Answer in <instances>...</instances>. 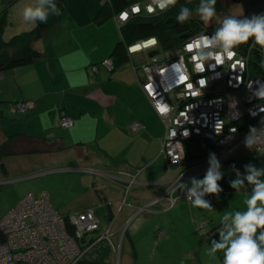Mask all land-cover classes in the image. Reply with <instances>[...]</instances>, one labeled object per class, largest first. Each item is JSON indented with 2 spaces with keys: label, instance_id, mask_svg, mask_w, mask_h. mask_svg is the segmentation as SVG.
Instances as JSON below:
<instances>
[{
  "label": "crops",
  "instance_id": "crops-1",
  "mask_svg": "<svg viewBox=\"0 0 264 264\" xmlns=\"http://www.w3.org/2000/svg\"><path fill=\"white\" fill-rule=\"evenodd\" d=\"M31 2L32 0H0V22L5 21L3 39H10L11 36L34 27L22 15L24 5ZM69 3L77 7L78 11L72 13ZM63 4L59 20L45 29L34 42V47L42 55L29 64L0 72V143L12 134L24 135L22 140L15 143L14 153H8L0 159V178H8L15 171L12 179H26L30 175L16 176V170L25 172L38 165L52 164L53 161L64 164L46 166L48 170L41 173L54 170L75 172L83 174L82 179L85 174L104 176L108 178V184L116 186L117 190L108 187V225L115 222L111 237L125 234L132 241V235L138 230L129 231V227L138 225V219L134 216L139 212L136 210L133 213V208H139L156 195L162 194L165 186L163 183L172 178L179 167L169 170L162 156V164L157 163L150 170L142 169L143 167L133 169L138 164L137 159L132 160L135 156L125 152L127 140L122 141L127 137V131L134 135L133 140L128 139L133 145L139 139L144 141L140 146L148 153L139 159L140 164L147 163L144 168L161 157V139L164 135V125L140 86L144 80L140 65L145 58L141 62L140 57L135 60L136 52L129 54L128 61L113 69L106 66L102 61L110 58L115 43L120 39V30L113 17H107L100 23L94 21L103 0H64ZM27 100L32 104L25 111L17 110L16 102ZM61 115L68 116L73 124L68 128L61 127L58 124ZM136 121L140 123V127L135 131L129 129V125ZM108 126L115 134L122 135V138L110 141ZM18 128L22 131H17ZM187 140L184 141L186 156L194 154L189 153ZM112 142L119 143L116 145L117 150H113L115 146ZM49 145L53 149L48 150ZM46 148V151L42 150ZM210 149L204 152L203 160ZM66 150L71 151L66 156H60L59 153ZM218 151L220 150L212 152ZM117 152L122 157L117 156ZM18 155L25 158H14ZM232 159L243 172L242 166L248 161H253L258 166L264 163V152L234 153ZM122 160L126 161L125 165ZM186 160L189 167H200L199 161ZM222 167L224 171L228 168ZM229 171L218 181L223 186L219 196H209L214 207L211 211L194 208L190 201L184 199H178L171 206L166 205L164 199L153 204V209L158 211L156 213L167 215L155 221L154 243L169 235L170 230L178 224L180 218L168 215L174 214L179 208L184 214L182 220L201 238L196 251L198 256L201 245L210 244L207 240L210 238L208 232L216 226L225 209L229 206L246 207L244 198L250 189L236 192L228 182L235 173L231 168ZM133 172H136V177L132 185L136 184L137 190L132 193L130 202L124 200L127 207L118 206L121 199L120 187H125V181ZM112 204L119 208L116 216H113ZM131 217L133 219L128 229L125 233L121 232L122 225ZM110 244L114 250L112 240ZM126 257L130 259L129 254ZM203 261L205 263H199L206 264Z\"/></svg>",
  "mask_w": 264,
  "mask_h": 264
},
{
  "label": "built area",
  "instance_id": "built-area-1",
  "mask_svg": "<svg viewBox=\"0 0 264 264\" xmlns=\"http://www.w3.org/2000/svg\"><path fill=\"white\" fill-rule=\"evenodd\" d=\"M152 3L153 0L134 2L120 10L114 18L117 26L132 14L143 11L153 13L147 10V6ZM137 6L139 11H134ZM121 13H127L126 18H122ZM200 33L185 40L173 55H166L163 60L152 55L140 65L144 72L141 89L165 125L160 154L167 164L184 163L185 140L197 136L230 147L238 139L235 144L237 147L244 145L250 127L255 130L256 144L253 149H247L264 152V112L259 110L260 106H264V100L251 96L247 87L249 81L264 77L250 74L248 51L242 53L237 50L235 57L225 58L222 64L209 61L205 62L203 71L196 69L192 55L184 45ZM153 37L129 44L127 53L153 50L157 47L156 37V42L152 43ZM137 44L141 46L138 50L129 51L130 47ZM262 55L264 57V50ZM240 59L245 60L243 67L237 62ZM102 62L112 67L111 57ZM201 79L206 81L204 85L200 84ZM29 105L24 101L16 106L22 112ZM253 110L255 115L252 114ZM244 116L259 119L248 121L241 127ZM58 124L68 128L73 121L61 115ZM217 124H221V127L216 128ZM139 127L137 121L129 125L133 131ZM235 149L230 147L231 156ZM229 163L233 172L239 168L233 161ZM200 174L202 172L193 175ZM172 195L170 198L174 197ZM175 200L174 197L172 201ZM110 236L108 226L100 227L91 208L61 214L51 205L45 191L40 194L28 191L11 209L0 215V264H77L90 246L99 240L110 242Z\"/></svg>",
  "mask_w": 264,
  "mask_h": 264
},
{
  "label": "rangeland",
  "instance_id": "rangeland-1",
  "mask_svg": "<svg viewBox=\"0 0 264 264\" xmlns=\"http://www.w3.org/2000/svg\"><path fill=\"white\" fill-rule=\"evenodd\" d=\"M142 1L146 2L148 0H142ZM68 7L71 8L70 11L72 13L73 11L77 10V7L71 6V3L68 4ZM226 14L242 16L243 7H242L240 0L236 2L234 5H232L227 11L216 15L211 21L205 22V23L207 26L211 25L212 28L210 30L214 31L213 29H215L219 25L223 16ZM190 37L184 38L183 42ZM183 42L178 47H181ZM157 44H158V40H157ZM155 49L156 48H154L153 50ZM176 49L177 47L169 49L166 52H157V53H154L153 55H156L157 58L161 60L166 55H173ZM150 51L152 50L147 49L145 50V52H137L134 55L135 60L139 59L140 57V62H141L144 58L150 57L149 56ZM27 102L30 103V105L32 104L29 100H27ZM17 103L19 104L21 103V101L16 102V105ZM258 119L259 117L249 119L246 116H244V118L241 119L242 125L240 126L242 127L248 121L255 122ZM19 126H23V125H19ZM17 131H22V130L21 128H18ZM108 132L110 135L109 136L110 141L117 140V138H120V139L122 138V135L119 136L115 134L116 133L115 131L110 130L109 126H108ZM164 132H165V125H164ZM127 134H128L127 137L122 139V141L127 140L126 142L127 148L125 152L129 153L132 156H135V158H132V160L136 161L137 159L138 164H136V166H134L135 168L133 169L136 170L140 167H143L142 169L150 170L154 168L155 164L157 163L162 164L163 155H160L161 157L158 158L157 162L150 163L148 164L147 167L144 168V166L147 163L146 164L139 163V159H142L143 156L147 155L148 153L147 150L146 152H144L145 150L142 148V146H140L144 143V141L143 139H139L136 143H134L135 145H133L132 142H128V139L133 140L134 135L129 130L127 131ZM203 140H205L206 142H203ZM237 141L238 139H236L233 142V144L230 145V147L236 148L235 150H233L235 151V153L240 154L244 152H252L251 150L247 149L245 145H239L235 147V144ZM118 144L119 143L116 144L115 142H112V145L115 146L113 150L114 149L117 150L116 145ZM186 145H187L189 153L190 154L194 153L192 154L194 156L195 155L203 156L204 152L208 151L210 148H212L210 149V152H212L213 150L214 151L220 150L215 153L217 154L218 158L222 162V165L228 166V168L225 171L224 170L223 171L225 174L227 172H230L229 162L231 161L234 162L231 156L232 151H230V147L217 145L213 141H209L204 138L197 137V136H194V139L192 140H187ZM70 151L71 150H66L64 152H60L59 154L60 156H63V155L66 156L68 155V153H70ZM148 151H150V148ZM253 153H257V152H253ZM258 153H262V152H258ZM116 155L119 157H122L118 154V152ZM14 158L20 160L21 158H25V156L22 157L21 155H18V156H14ZM186 159L188 158L185 152L184 163L183 161H181L178 164L165 163L166 168H168L169 170L179 167L178 172L172 178L166 180L163 183L165 186L163 187L164 189L162 191V194L156 195L154 198L150 199L148 202H145L139 208H133L134 209L133 213L136 210L137 211L139 210V212L136 213V215L134 216V217H137L138 219L137 220L138 225L134 227L132 225L131 227H129V231H131V229L138 230V232L132 235V241L131 240L129 241L128 236L125 234L122 236L121 234L113 235L112 237L110 236L109 239H110V242L112 240L113 248H114L113 258H112L114 264H180L181 260L183 261V264H200L199 261L205 263L203 260L206 261V264H221V260L219 259V257L217 258H213L210 256L208 257L206 249L210 246V244L208 245L207 243H203L200 249H198L199 257L196 255L197 247L200 242L199 239L201 238L197 233H195V231L194 232L192 231L190 225L185 224V222L182 220L183 219L182 217L184 214L182 213L181 210H179V208L175 210L176 212L174 214L168 215L170 217L174 215V217L180 218L178 219V224L175 226L174 229L170 230L169 235L167 236L165 235L159 241L154 243L155 242L154 239L156 238L155 237L156 233L155 234L153 233V229L156 228L155 221L158 218H164L167 215L163 213H156L158 211H155L153 209L155 207L153 206H155L159 202V200H163V199L165 200L164 202L166 203V205H169V206L175 204L178 199H184L189 202L188 198L184 196L182 192L179 191L177 193V191L172 190L174 182H175V178L180 175V178L182 180L187 181L191 176H193V174L197 172L204 173L207 167V156H206V159L199 161L198 165H200V167H195V168L189 167L187 165ZM64 162H68V161H64ZM121 162L124 165L126 164L125 160H122ZM61 163L63 162L53 161V163L49 165L55 166L56 164L61 165ZM49 165H46V166L49 167ZM46 166L38 165V166H35V168H31L25 172L24 170H21V171L16 170V173H17L16 176L30 175L29 178H26V179H23V178L18 179V180L12 179L15 176V171L11 172L10 175H8V178H5V177L0 178V215L4 214L9 209H11L14 206L15 202H17L16 200L18 199V197L25 194L27 191H32L37 194H40L42 191H46L49 195L51 205L59 213H71V212L79 211L81 209L92 207L94 214L99 220L100 227L105 228L108 226V229H110V232L112 235V230L114 228L115 222L111 223V226L108 225V221H109L108 220V217H109L108 187H113L111 188V190L117 191L116 186L114 185L111 186V184L109 185L108 178H105L104 176H101L99 174H94V175L85 174V176L82 179L81 175L83 174L75 173V172L69 173V172L54 170V171H47V172L41 173V171L48 170ZM188 175L189 177L187 179H184ZM135 177H136V172H133L131 175H129V178L127 179V181H125V187L127 189L125 187H122V188L120 187L121 199L117 204L118 206L120 205L123 207H127V205L124 204V200H126V202H130V199L133 198L132 193L137 190V185L136 184L132 185V183L135 182V179H134ZM172 194H174V197L176 198L175 201H172L174 197L170 198L171 196H173ZM117 205L115 204L111 205L113 216H116L119 212V208H117ZM132 219L133 217H131L130 220L128 219L124 222V224L122 225L120 229L121 232L123 233L126 232ZM131 243H133V247H131ZM126 254H129L130 259H127Z\"/></svg>",
  "mask_w": 264,
  "mask_h": 264
},
{
  "label": "clouds",
  "instance_id": "clouds-1",
  "mask_svg": "<svg viewBox=\"0 0 264 264\" xmlns=\"http://www.w3.org/2000/svg\"><path fill=\"white\" fill-rule=\"evenodd\" d=\"M177 4V0H153L147 6L149 12L157 9L166 11L170 6ZM216 0H199L196 13L204 22L211 21L217 14ZM134 11H139L137 6ZM49 12L52 15H60L62 9L56 0H32L24 5L23 19L35 24L47 22ZM127 13H121L126 18ZM192 16V10L185 4L179 6L175 20L183 24ZM155 37L152 43H155ZM249 43L250 47L264 50V11L252 13L248 16L226 14L223 16L214 32H203L187 42L184 47L191 53L195 68L203 71L205 62L214 61L222 64L225 58L231 59L237 55L240 45ZM139 44L130 47L129 51H136ZM241 67L245 60L237 61ZM260 66L264 68V59L260 60ZM206 81L200 80L204 85ZM255 85V87H253ZM247 87L251 96L264 100V79H255L248 82ZM166 110V109H162ZM259 110L264 112V106ZM255 115V111H252ZM217 124L216 128H220ZM235 131V129H232ZM254 128L250 127L244 138V145L253 149L256 144ZM243 172L240 168L234 169V177L229 179V185L236 191L250 189L244 198L246 207H231L225 209L219 217L212 232L210 246L206 249L210 257L217 258L222 253L221 264H264V163L259 166L253 161L243 164ZM222 162L215 152L207 155V167L202 176H191L187 181L180 175L175 178L172 190H179L188 198L194 208L213 210L209 194L219 196L223 186L218 183L224 177ZM183 264V261H180Z\"/></svg>",
  "mask_w": 264,
  "mask_h": 264
},
{
  "label": "trees",
  "instance_id": "trees-1",
  "mask_svg": "<svg viewBox=\"0 0 264 264\" xmlns=\"http://www.w3.org/2000/svg\"><path fill=\"white\" fill-rule=\"evenodd\" d=\"M141 1L142 0H103V4L95 14L94 21L100 23L107 17L115 18L120 10L125 9L134 2ZM238 1L239 0H216V15L227 11ZM56 2L63 11L64 0H56ZM181 4L187 5L192 10L191 18L183 24L175 20V15L179 11V6ZM198 4L199 0H177V4L170 6L166 11L156 10L153 13H145L143 11L132 14L130 18L118 27L120 30V39L115 43L110 56L112 59V69L129 60L130 55L127 53V46L139 39L155 36L158 40V44L154 51L166 52L169 49L178 47L183 42L184 38L200 32H214L210 30L212 28L211 25L207 26L204 21L199 19L196 13ZM59 18L60 15H52V13L49 12L47 22H37L32 29L15 34L7 40L3 39L2 36L5 28V21L2 20L0 22V72L29 64L38 59L42 53L34 47V42L39 39L45 29L56 23ZM249 46V43H244L240 45L237 50L242 53L248 51V70L250 74L252 76L264 77V68L260 66V60L264 59L262 55L263 50H260L259 46L256 48ZM165 58L166 56L163 59ZM23 138L24 135L21 133L12 134L1 142L0 159L8 153H14L13 149L15 143ZM189 139H194V137ZM203 142L206 141L203 140ZM48 147V150L53 149L52 145ZM42 150L46 151L47 148ZM204 157V155H187V158L191 161H202ZM1 167H3V163H1ZM203 174L204 173L199 176ZM210 239L211 237L207 238L209 243ZM218 257L221 260L222 253H218ZM112 258V246L109 241L104 239L90 246L77 264H114Z\"/></svg>",
  "mask_w": 264,
  "mask_h": 264
},
{
  "label": "water",
  "instance_id": "water-1",
  "mask_svg": "<svg viewBox=\"0 0 264 264\" xmlns=\"http://www.w3.org/2000/svg\"><path fill=\"white\" fill-rule=\"evenodd\" d=\"M240 2L243 7L244 16H248L252 13H258L260 11H264V0H240ZM154 53H156L154 50L150 51L149 56H152ZM214 228H212V230ZM212 230H210V232H212Z\"/></svg>",
  "mask_w": 264,
  "mask_h": 264
}]
</instances>
